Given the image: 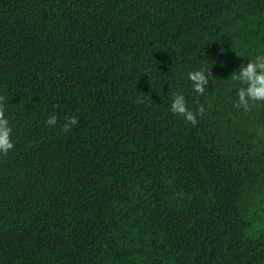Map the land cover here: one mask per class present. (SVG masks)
Masks as SVG:
<instances>
[{
    "label": "trees",
    "instance_id": "trees-1",
    "mask_svg": "<svg viewBox=\"0 0 264 264\" xmlns=\"http://www.w3.org/2000/svg\"><path fill=\"white\" fill-rule=\"evenodd\" d=\"M257 55L264 0H0V264H264Z\"/></svg>",
    "mask_w": 264,
    "mask_h": 264
},
{
    "label": "clouds",
    "instance_id": "clouds-1",
    "mask_svg": "<svg viewBox=\"0 0 264 264\" xmlns=\"http://www.w3.org/2000/svg\"><path fill=\"white\" fill-rule=\"evenodd\" d=\"M208 72L206 77L205 72ZM211 72L208 69H197L188 73V78L192 82L193 91L199 95L205 92V86L209 83ZM232 78L240 81L244 87H241L238 92V108L247 111L250 107V102H264V55H257L253 60L246 65H241V70L232 74ZM171 112L182 115L187 121L193 125L198 123L196 116L202 115L204 112L203 106H199L196 113H193L186 107L185 98L183 95H175L171 105ZM46 123L49 126H55L56 116L52 115ZM77 124V118H69L64 126L63 131L68 132L71 127ZM12 128L9 126V121L5 117V102L4 98L0 97V154L7 155L13 149L14 144L11 140Z\"/></svg>",
    "mask_w": 264,
    "mask_h": 264
}]
</instances>
